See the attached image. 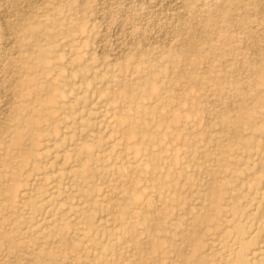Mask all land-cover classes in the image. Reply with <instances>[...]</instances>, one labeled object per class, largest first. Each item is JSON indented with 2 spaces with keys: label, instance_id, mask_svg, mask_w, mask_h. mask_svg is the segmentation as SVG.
I'll use <instances>...</instances> for the list:
<instances>
[{
  "label": "rangeland",
  "instance_id": "rangeland-1",
  "mask_svg": "<svg viewBox=\"0 0 264 264\" xmlns=\"http://www.w3.org/2000/svg\"><path fill=\"white\" fill-rule=\"evenodd\" d=\"M0 264H264V0H0Z\"/></svg>",
  "mask_w": 264,
  "mask_h": 264
}]
</instances>
